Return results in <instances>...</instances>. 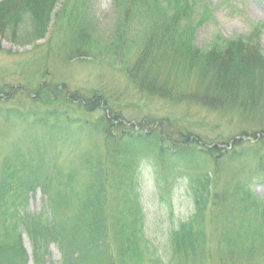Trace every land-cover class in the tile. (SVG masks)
Here are the masks:
<instances>
[{"label": "trees", "instance_id": "obj_1", "mask_svg": "<svg viewBox=\"0 0 264 264\" xmlns=\"http://www.w3.org/2000/svg\"><path fill=\"white\" fill-rule=\"evenodd\" d=\"M63 1L60 6L59 0H3L0 37L11 35L14 40L19 26L25 25L26 40L40 41L53 19L56 42H60L59 49L68 61L96 59L104 54L115 55L125 43L132 44L123 23L130 5L141 4L140 13L148 15L164 8L163 4L177 5L173 19L179 20L190 19L196 12L186 0H154L153 4H146L145 0H112L120 28L116 25L107 40L93 34L90 0ZM253 1L264 6V0ZM196 16L207 20V8ZM190 30L171 26L161 39L151 36L138 44L139 52L133 53V62L122 68L130 74L131 87L152 93L173 107L202 109L224 126L236 121L238 128L233 135L216 139L215 143L166 118L144 119L137 127H128L130 122L108 109L106 101L95 95L88 100L78 93L70 97L66 89L58 100L63 91L61 86L56 85L55 96L52 87L41 85L43 82L33 88L38 74L40 80L46 78L43 68L47 57L40 59V63L31 58L21 65L25 72L17 74L25 76V83L9 87L8 92L0 88L3 122L45 130L53 142L62 132L67 135L69 129L79 134L91 133L90 136L98 132L102 140L101 146L93 144L80 152L77 163H68L65 170L54 165L49 172L43 158L35 165L32 159L29 162L18 154L12 160L3 159L0 264H29L22 245L23 234L30 244L33 264H48L46 256L51 245L58 250V264H145L148 254L151 258L147 264H157L161 259L163 264H208L216 257L222 260L225 255L229 260L224 264H249L256 257L262 262L255 264H264V153L260 151L264 146V96L254 102L244 100L248 96L244 91H252L253 80L262 83L264 92V58L257 44L248 38L221 44L218 36L220 40L213 41L206 50L196 49ZM159 45L165 55L155 57ZM170 60L178 63L162 76L163 62ZM194 66L200 69H193ZM191 69L196 70V78H204L206 89L202 86L185 92L180 88ZM169 78L175 82L170 83ZM15 91L33 103L41 101L49 105L58 101L77 105L89 113L103 106L102 114L94 123L56 111L38 115L3 108ZM233 97H240V101L232 104ZM245 138L254 139L255 144L246 142V145ZM231 144L234 146L228 152ZM245 145L248 148L243 151ZM244 162H252L251 168H246ZM143 167L149 170L157 193L171 191L177 182L184 183L193 206L189 219L169 233L161 255L144 233L139 193ZM256 187H260L261 194L255 192ZM37 188L47 203L40 214L30 215L23 206Z\"/></svg>", "mask_w": 264, "mask_h": 264}, {"label": "rangeland", "instance_id": "obj_2", "mask_svg": "<svg viewBox=\"0 0 264 264\" xmlns=\"http://www.w3.org/2000/svg\"><path fill=\"white\" fill-rule=\"evenodd\" d=\"M90 1L94 15L92 21L95 24L93 34L108 40L112 31L116 30L115 26L117 25L120 28L116 24L117 16L114 12L113 2L112 0ZM186 1L196 12H194V15L191 14L192 18H183L182 20L173 19V16L177 15L173 14L174 10L178 9L177 5L165 7V4H163L164 8H160L159 11L157 10L158 12L150 13V15L140 13L138 7L141 4H135L134 7L130 5L125 10L129 11V13L127 16L124 15L126 19L123 20V23L127 29V34L131 36L129 41L132 44L130 43L131 45L127 46L125 43L115 55L104 54L96 59L87 58L68 61L67 56L63 54L64 51L59 49L60 42H56L58 36L55 35L56 32H53V19L50 22L48 33L44 39L37 42H28L25 36L28 33V29L25 25H20L18 33L14 36V40L11 38V35L0 37V88L8 92L9 87H16V84L25 83L23 79L25 76L22 77L17 74L21 70L23 74L25 72L21 65L29 62L31 58L35 62L40 63V59L47 57L46 68H43L46 73L45 80H40L38 74L37 78L39 79L35 80L31 86L34 88L40 82H43L41 85L44 86L48 84L52 87V96L56 95L57 87L61 86L63 91L58 96V100L62 98L66 89L67 92L65 93L69 94L70 97L72 94L78 93L88 100L95 95L106 101L108 109L118 113L124 121L130 122L129 124L126 122L128 127H137V124L144 119L166 118L172 121V123H179V126L206 137L209 142L215 143L216 139L217 141L219 139H226L232 136L235 129L238 128L236 121L230 125L231 127L224 126L223 123H217L216 119L211 116L213 114L209 112L205 113L202 109L200 110L196 107L192 109H185L181 106L173 107L159 100L152 93L150 95L134 85L131 87L128 82L130 74L126 73L122 68L123 65H129L133 62L134 54L139 52V48H137L139 43H145L151 36L161 39V36L163 34L166 35L171 26L185 27V29L187 27L189 29L192 28L190 30L192 32V42L194 47L199 50L208 48L215 40L219 41L221 39L222 44V42L230 40L235 41L241 38H248V40H251V43L255 42L257 44L264 58V6L259 5L253 0ZM131 2L129 3L131 4ZM145 2L146 4H153L154 0H145ZM2 3L3 0H0V5ZM63 3V0H59L60 6ZM203 8H207L208 10L207 20H199L197 18L198 15L196 16ZM74 23L75 21L72 24L75 25ZM218 36L220 37L219 40L217 39ZM49 38L50 42H48ZM154 55L155 57L165 55L161 52V45L157 46V52ZM177 63L174 60H170V62L164 61L162 65L164 68L161 69L162 76L166 70L167 72L172 70ZM194 67L193 69H200L198 66ZM175 70L177 72L174 75H177L178 69L175 68ZM196 70H193V73L186 74V77L183 79V85L180 88H184L185 92H192L202 86L205 89L207 88L203 82L204 78H196ZM178 75L181 76L180 73ZM169 80L170 83L172 81L175 82V80H171L170 78ZM253 81L252 91H244L248 95L244 98L245 101L254 102L261 96H264L263 90L261 91L262 83ZM240 86L241 84L237 88ZM10 97H12L11 101L4 104L3 108H9L22 113L31 112L39 115L49 110L66 114L72 119H87L94 123L102 114L101 109L103 106L101 108L95 107L96 110L89 113L77 105H67L58 101L49 105H43L41 101L33 103L29 97H25L24 94L18 91L12 92ZM239 101L240 97H233L231 103L234 104L235 102L236 104ZM84 113H87L86 116ZM97 133L94 136H90L91 133L81 132L79 134L74 132L73 129H69L67 135L62 132L58 136V139H56L57 141L53 142L52 136L45 130L34 129L24 123L3 122L0 118V165L4 158L12 160L18 154L27 160L29 159V162L32 159L33 165L43 158L45 167L49 172L51 166L54 165L61 170H65L68 163H77L80 152L88 149L93 144L97 147L101 146L102 140ZM243 141L246 145V142L252 145L255 144L252 138H245ZM246 145L242 147L243 151L248 148ZM233 146L231 144L228 147V152L232 150ZM260 151L264 153V146ZM251 163L244 162L246 168H251ZM141 170L139 193L144 214V233L154 249H157L158 255H161L169 233L181 222L183 223L189 219L193 213V206L187 195L184 183L177 182L171 191L158 190L157 193L147 167H143ZM255 192L258 195L261 194L260 187H256ZM46 203L45 195L40 188H37L28 195V200L24 203L23 210L30 215H38L43 211ZM22 245L29 257V264H33L31 247L24 234L22 235ZM149 258H151L150 254L145 256V264L150 263ZM228 260L227 255H225L222 260L216 257L208 264H224ZM46 261L48 264L59 263V253L54 245L49 247ZM257 261L262 262L256 257L254 262ZM254 262H249V264H255ZM161 263L163 264L162 259L157 264Z\"/></svg>", "mask_w": 264, "mask_h": 264}]
</instances>
